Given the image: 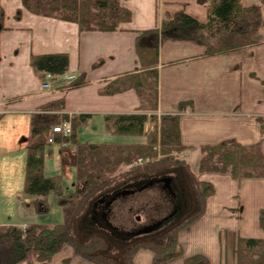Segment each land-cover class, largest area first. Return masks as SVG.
<instances>
[{
	"label": "crops",
	"instance_id": "obj_1",
	"mask_svg": "<svg viewBox=\"0 0 264 264\" xmlns=\"http://www.w3.org/2000/svg\"><path fill=\"white\" fill-rule=\"evenodd\" d=\"M121 5L131 11L132 20L120 31L80 33L75 24L34 16L25 10L21 20H16L22 0H0L7 28L0 30V204L7 206L4 214L0 212V226L24 228L39 223L42 216L19 208L34 200L25 194L32 123L47 125L63 116L90 115L92 119L80 129V135L108 136L104 132L105 116L132 114L140 106L134 91L100 95L106 80L139 69L137 33L155 29L163 19L180 12L201 23L208 21L207 9L196 0H121ZM243 5L261 9L262 44L213 57L206 55L205 47L188 42L167 41L160 48L157 115L180 116L181 141L189 148L186 160H197L196 167H191L196 173L204 146L236 140L247 146L260 143L264 152V3L243 0ZM58 53L69 55L70 73L43 83L31 67V57ZM98 61L103 65L93 69ZM80 74L87 75L89 86L57 90ZM183 103L190 106L181 112ZM149 126L150 123L146 125L145 138ZM54 147L60 149L58 160L65 177V158L71 157L66 149L74 146L49 141L46 149ZM72 152L75 166V150ZM46 167L45 162V170ZM198 178L213 185L215 191L207 198L203 215L179 233L181 257L168 264H185L187 258L196 255L206 257L210 264H238L240 238L264 240L260 227L264 179L237 181L230 175L215 173H197ZM110 222L114 230H104L109 236L122 231L123 226L114 224V216ZM114 239L124 240L117 236ZM5 258L0 251V264L6 263ZM153 262L154 254L149 250L139 251L134 258V264ZM52 264L93 263L78 257L68 246L54 256Z\"/></svg>",
	"mask_w": 264,
	"mask_h": 264
},
{
	"label": "trees",
	"instance_id": "obj_2",
	"mask_svg": "<svg viewBox=\"0 0 264 264\" xmlns=\"http://www.w3.org/2000/svg\"><path fill=\"white\" fill-rule=\"evenodd\" d=\"M208 12V21L201 23L185 12L168 16L152 30L137 33L136 53L139 69L106 80L100 95L105 97L134 91L140 106L132 114H113L104 117V132L108 136L144 137L148 123L155 125L154 133L144 143L110 144L84 142L80 129L92 119L90 115L63 116L52 124L32 123L29 149L26 157L25 194L34 198L23 204L29 210L45 216L49 213L48 198L56 195L63 221L56 225L31 223L19 226H0V251L6 256L5 264H52L63 248L72 247L75 254L93 264H134L141 250L154 254L153 264H168L181 257L178 235L198 220L205 211L207 198L214 193L210 183L200 182L197 173L230 175L237 181L264 179V152L261 144L243 145L236 140H226L200 149L201 158L197 173L180 155L187 152L181 141L180 116H158L159 109V52L167 41L188 42L206 48L209 57L241 51L260 45L263 17L259 7H245L243 0H196ZM264 3V0H261ZM23 10L28 13L78 26L80 33H112L121 30L132 20V13L121 5V0H22V10L16 13L21 20ZM5 14L0 10V30L5 27ZM103 65L94 63L93 69ZM31 67L43 83L50 76L56 81L70 73V59L66 53L32 55ZM91 82L80 74L58 91L85 88ZM183 103L180 111L188 109ZM70 122L72 134H56L55 141L72 144L76 155V181L71 191L61 185V178L45 176V153L52 127ZM184 167L196 195V209L170 222L160 231L138 237L128 242L120 259L102 254L109 247L105 236H95L81 242L73 235L76 220L91 202L108 197L129 184L150 180ZM128 178H133L128 181ZM114 188V189H113ZM149 189V188H148ZM148 193V190L143 191ZM158 204L159 201L155 200ZM155 201L145 200L151 206ZM97 202V201H96ZM163 206L168 204L162 199ZM163 218V217H162ZM162 218H159L161 220ZM260 227L264 231V210L260 213ZM238 264H264V240L240 238L237 244ZM185 264H210L196 255Z\"/></svg>",
	"mask_w": 264,
	"mask_h": 264
},
{
	"label": "rangeland",
	"instance_id": "obj_3",
	"mask_svg": "<svg viewBox=\"0 0 264 264\" xmlns=\"http://www.w3.org/2000/svg\"><path fill=\"white\" fill-rule=\"evenodd\" d=\"M150 125L151 127L156 128L152 123ZM80 139L81 141H84V142H98V143H110V144H121V143L132 144V143H143L144 141L146 142L145 137L81 136L80 135ZM66 150L69 156H71V157L65 158L67 159V164L64 165V168L67 169L66 176L64 177V173L62 172L61 163L58 160L60 156V152H59L60 149L57 147L46 149L45 162H46L47 167L45 170V176L46 177L62 176V178L60 177L61 179H63L62 187L66 191H71L73 189V184H75V181H76V168L75 166H72V161H73L72 151L75 150V148L74 149L68 148ZM187 157H188L187 152L180 155V158H182L183 160H186ZM75 158H76V155H75ZM75 162H76V159H75ZM18 164H19V160H18ZM189 164L191 167L194 168L197 165V160L195 158H191L189 160ZM167 174L176 175L178 178H180L184 182V191H185L184 192L185 193L184 203L186 206V209L184 210L185 213L195 210L196 209L195 190H194L192 183L188 179L186 169L184 167H178V168L170 170ZM203 174H206V173H203ZM128 179H129L128 181H131L133 178H128ZM1 181L3 183V186H6L7 182H5V180L3 179V176L1 177ZM198 181H202V180L198 178ZM158 189L161 191L159 195L156 192L152 194H149L146 192L145 193L142 192L141 194H138V200L136 201L137 204L135 205L136 206L140 205V203L145 202V200L153 201L155 198H157L158 200V196H160L159 203L158 204L152 203L149 209L152 215L154 216V218L159 220V218H162V217L165 218L168 216V211L163 206V202L161 201L162 199H165V198L168 199L169 196H168V193L165 192L164 189H160V188ZM96 201L91 202L86 212L76 220L73 226V235L77 237V239H79L81 242H84V243L91 241L95 236H98V235L105 236L109 241V247L103 250L102 254L110 258H113V259H120L123 256L124 251L128 248L129 245L125 239L123 241H119L118 239H114L115 236H109L99 225L93 222L91 213H92L93 206L96 203ZM48 202H49V213L46 214L45 216L40 217L39 219L40 223H47L50 225H56V224L61 223L63 221L62 212H61V208L59 204L57 203L56 195L51 194L48 198ZM24 204H30V203H24ZM135 205L134 204L132 205V203H130L129 200L126 198H120L116 200L111 208L112 213H114V214L111 213V217L114 216V224H117V225L120 224V226H123L124 228L131 227L132 222L136 221L137 219L136 216L141 215L140 213L132 215L129 212L130 207L135 206ZM19 208L25 212L34 213L33 210L27 209L26 207H24L23 204H20ZM6 209H7V206L3 205V203L1 202L0 212L4 214L5 211H7ZM142 217H144V214H142ZM178 219L179 218L173 221H176Z\"/></svg>",
	"mask_w": 264,
	"mask_h": 264
},
{
	"label": "flooded vegetation",
	"instance_id": "obj_4",
	"mask_svg": "<svg viewBox=\"0 0 264 264\" xmlns=\"http://www.w3.org/2000/svg\"><path fill=\"white\" fill-rule=\"evenodd\" d=\"M166 177H172L174 179L173 185L170 187L169 185H167L163 180ZM161 179L162 182L159 183H155L154 186L150 187L148 190L149 194H152L154 192L158 193V195L161 193V191L158 189H164L165 192L168 193L169 198L166 199L165 201L168 204V216L158 220L156 218H154V216L152 215V213L150 212V206L148 203H140V205H135L137 204L136 201L138 200V194H141L143 191H136V193L133 196H129L126 199L129 200L130 203H132V205L134 204L135 206L130 207L129 212L132 215L138 214L140 213L141 215L136 216V221L132 222L131 227H127V228H122V231H118V232H113L112 235H115L119 238L125 239L126 242H130L138 237L141 236H145V235H150L153 233H156L158 231H160L162 228H164L167 224H169L170 222H173V220L177 219V218H181L182 215L185 213V193H184V188H183V184L180 180V178H178L176 175H170V174H165L162 176H158L155 178H151L150 180H144V181H139V182H147L149 183V181L151 180H159ZM139 182H135L132 184H129L128 187H132L134 186V184L139 183ZM139 189V188H138ZM136 189V190H138ZM131 190H135V189H131ZM145 191V190H144ZM160 196H158V200L157 198L154 199L159 201ZM156 203V201H155ZM112 213V211H111ZM111 213L110 216L111 217ZM114 214V213H112ZM142 214H144V217H142ZM167 218H171L170 221L166 222L164 226H162L160 229H156L154 230L152 233L149 234H139L142 231H145L149 228H154L158 223L166 220Z\"/></svg>",
	"mask_w": 264,
	"mask_h": 264
},
{
	"label": "water",
	"instance_id": "obj_5",
	"mask_svg": "<svg viewBox=\"0 0 264 264\" xmlns=\"http://www.w3.org/2000/svg\"><path fill=\"white\" fill-rule=\"evenodd\" d=\"M163 181L171 187L173 185L174 179L172 177H166L164 178ZM159 182H162V180L161 179L157 181L151 180L149 181V183L139 182V183L134 184V186L132 187H126L124 189L118 190L114 194L98 200L94 204L93 210L91 213L93 222L99 225L103 230L112 232L114 228L112 227L109 216H110L111 208L114 202L120 198H127L129 196H133L136 193V191L140 192V191L147 190L148 188L154 186L155 183H159ZM131 189H135V190H131ZM170 219L171 218H167L166 220L158 223L154 228L153 227L149 228L145 231L140 232L139 234L152 233L154 230L160 229L162 226H164L166 222L170 221Z\"/></svg>",
	"mask_w": 264,
	"mask_h": 264
},
{
	"label": "built area",
	"instance_id": "obj_6",
	"mask_svg": "<svg viewBox=\"0 0 264 264\" xmlns=\"http://www.w3.org/2000/svg\"><path fill=\"white\" fill-rule=\"evenodd\" d=\"M47 79H48V81H51V77L50 76H48ZM45 87L48 88L49 85H45ZM155 130H156V128L151 127V126H149L148 129H147L148 134H151V133L155 132ZM56 134H61V136H63V137H70L71 134H72L71 123L70 122H66V123H64L62 125L53 127L52 130L50 131L49 140L48 141H55Z\"/></svg>",
	"mask_w": 264,
	"mask_h": 264
}]
</instances>
